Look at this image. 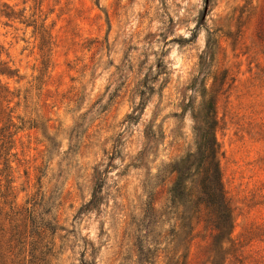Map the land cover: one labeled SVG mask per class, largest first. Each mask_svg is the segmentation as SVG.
Instances as JSON below:
<instances>
[{"label": "rangeland", "instance_id": "1", "mask_svg": "<svg viewBox=\"0 0 264 264\" xmlns=\"http://www.w3.org/2000/svg\"><path fill=\"white\" fill-rule=\"evenodd\" d=\"M200 64L218 172L193 161L174 203ZM0 91V264H264V0H0Z\"/></svg>", "mask_w": 264, "mask_h": 264}, {"label": "trees", "instance_id": "2", "mask_svg": "<svg viewBox=\"0 0 264 264\" xmlns=\"http://www.w3.org/2000/svg\"><path fill=\"white\" fill-rule=\"evenodd\" d=\"M216 43L212 48H209V46H206V51L203 53L204 56L207 57H214V49L216 48ZM201 64L199 65V76L203 74V79H201L200 83H198L197 88H191V90L195 93H201V102L197 106H189L190 108V118L192 121V134H193V150H190L186 152L184 156H181L178 158L174 164L171 165L170 173L174 174V179L171 183L170 188L167 191L168 197L170 202H177L179 203L181 200L189 196V183L185 179V176L190 173L192 170L191 167L193 166V161H200L201 163H204L205 168L207 166L214 167L215 168V174L213 172V178L215 177L216 173L218 172V166L216 165V158L219 152L218 144L216 141L215 131L217 126V120H216V110L215 105L213 101L209 98H205L206 96L203 94L205 90V77L208 73V70H204ZM202 85V89L199 90V86ZM144 89L140 90L138 92V96L140 97V101L137 104H134V107L132 108V112L127 115L126 120L129 123L138 122L140 120L143 111H144V95L145 90L148 89L146 86H143ZM164 87H161V92ZM150 89V88H149ZM0 110L1 114L5 113V110L8 109V106L10 104L9 101L5 100V96L2 95V91H0ZM5 103V104H4ZM181 108L184 110L185 106L181 104ZM11 121V120H9ZM14 124L11 122V126ZM10 132H7L6 135H9ZM144 135V144L142 147V150L138 153L136 159L141 163L142 158L146 154V152L150 151L154 148L156 145V142L158 141V131L154 130L153 126L146 127L143 131ZM13 134L7 136L8 138L12 137ZM120 148V142L118 139L115 141V144L113 146V154L111 157H109V161L111 162L112 159H114L118 155V150ZM100 165L96 166L93 169L92 172V192L90 200L84 204L81 209L78 211L77 216L75 218H79L81 215L96 211L98 212L102 203H103V180L105 179L107 175V171H101L99 170ZM205 172L206 169H205ZM210 175V174H208ZM8 212L5 213V216H8L7 214H10V219L8 222V228L9 230L15 231L16 233H13V237H16V240L18 239V233L16 228H12V223L15 221L12 219V217L17 216V212H14L15 208L11 207V205H7ZM3 210V207L0 209V211ZM5 210V209H4ZM27 219H29L27 217ZM4 220L0 218V225L2 224L1 221ZM7 220V219H5ZM6 233L5 228L0 229V234ZM20 236V235H19Z\"/></svg>", "mask_w": 264, "mask_h": 264}]
</instances>
